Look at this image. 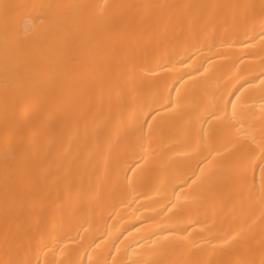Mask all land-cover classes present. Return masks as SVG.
<instances>
[{
    "label": "bare ground",
    "instance_id": "1",
    "mask_svg": "<svg viewBox=\"0 0 264 264\" xmlns=\"http://www.w3.org/2000/svg\"><path fill=\"white\" fill-rule=\"evenodd\" d=\"M0 264H264V0H0Z\"/></svg>",
    "mask_w": 264,
    "mask_h": 264
},
{
    "label": "snow or ice",
    "instance_id": "2",
    "mask_svg": "<svg viewBox=\"0 0 264 264\" xmlns=\"http://www.w3.org/2000/svg\"><path fill=\"white\" fill-rule=\"evenodd\" d=\"M29 27H31V25H29ZM229 103H231V101ZM233 108H235V105L234 104H233Z\"/></svg>",
    "mask_w": 264,
    "mask_h": 264
}]
</instances>
